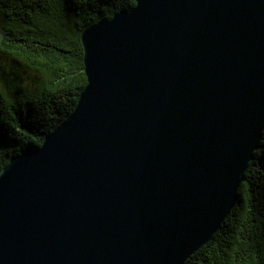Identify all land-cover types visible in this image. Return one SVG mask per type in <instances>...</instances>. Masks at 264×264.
<instances>
[{
  "label": "water",
  "instance_id": "water-1",
  "mask_svg": "<svg viewBox=\"0 0 264 264\" xmlns=\"http://www.w3.org/2000/svg\"><path fill=\"white\" fill-rule=\"evenodd\" d=\"M81 34L87 84L0 172V264H185L264 130V0H134Z\"/></svg>",
  "mask_w": 264,
  "mask_h": 264
},
{
  "label": "trees",
  "instance_id": "trees-1",
  "mask_svg": "<svg viewBox=\"0 0 264 264\" xmlns=\"http://www.w3.org/2000/svg\"><path fill=\"white\" fill-rule=\"evenodd\" d=\"M134 0H0V172L41 146L74 110L87 81L82 32ZM185 264H264V130L237 200Z\"/></svg>",
  "mask_w": 264,
  "mask_h": 264
}]
</instances>
